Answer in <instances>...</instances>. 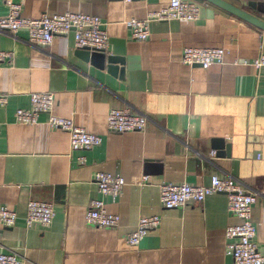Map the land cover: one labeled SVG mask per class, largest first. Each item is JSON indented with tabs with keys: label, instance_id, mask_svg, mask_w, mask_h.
I'll return each mask as SVG.
<instances>
[{
	"label": "crops",
	"instance_id": "crops-1",
	"mask_svg": "<svg viewBox=\"0 0 264 264\" xmlns=\"http://www.w3.org/2000/svg\"><path fill=\"white\" fill-rule=\"evenodd\" d=\"M6 1L20 4L24 18L98 17L108 35L105 54L116 59L117 70L83 62L72 34L42 48L24 31L0 33V51L11 55L0 70V94L8 98L0 108V205L18 215L13 227H0V252L15 253L19 264H232L224 233L239 220L228 212L226 195L173 210L159 202L163 183L204 186L218 176L255 194L252 222L264 256V70L252 66L264 54L263 31L209 2L190 0L201 6L197 21L152 22L149 39L139 42L126 22L144 20L170 0H0V17L7 14ZM222 1L264 21L248 6L264 0ZM186 47L223 48L224 63L208 70L182 65ZM42 92L54 94V115L99 135L101 145L71 151L67 133L50 129L46 115L35 126L16 124L15 111L29 108V95ZM112 109L144 116L145 130L109 132ZM98 172L127 182L147 176L148 184L127 185L115 200L102 198ZM32 200L53 205L49 227L25 226ZM92 200H103L119 217L116 228L85 225ZM154 215L159 227L130 247L126 238L138 220Z\"/></svg>",
	"mask_w": 264,
	"mask_h": 264
},
{
	"label": "built area",
	"instance_id": "built-area-1",
	"mask_svg": "<svg viewBox=\"0 0 264 264\" xmlns=\"http://www.w3.org/2000/svg\"><path fill=\"white\" fill-rule=\"evenodd\" d=\"M123 4L143 0H116ZM7 14L0 17V33L16 34L24 31L28 42L42 48L49 47L54 38L72 34L75 49H89L95 52H106L108 35L102 21L95 16L82 13H64L60 15L43 14L37 19L21 16L22 6L6 1ZM201 6L190 0H170L169 5L159 11L151 12L144 20H128L130 37L134 41L144 42L150 37L149 25L152 22H195L199 19ZM223 48L186 47L182 50L180 63L188 67L199 66L208 70L212 66L224 63ZM11 57L9 53L0 51V70ZM259 72L264 70V54H260L252 63ZM7 96L0 94V108L7 105ZM54 94L52 92L31 93L29 108L17 109L14 113L18 125L35 126L41 115H46L47 126L52 130L67 133L71 151H84L101 145L102 138L87 133L74 124L73 119L53 114ZM147 126V119L127 110L112 109L106 115V128L111 133L142 132ZM215 153H212L214 156ZM80 165L85 159H78ZM97 191L102 198L117 199L125 186L143 187L148 184V177H133L126 181L119 175L98 172L94 175ZM159 202L163 210L181 209L188 205L200 204L212 195L224 194L227 198V209L239 223L226 228L225 254L232 259V264H264V256L259 252L255 242L256 228L252 222V210L256 202L255 194L244 189L243 185L229 178L212 176L209 184L193 186L187 183H163L159 185ZM53 205L41 201H29L26 205L23 221L26 227L39 225L49 227L54 219ZM18 220L15 211L0 205V227L11 228ZM159 216L141 217L136 228L127 238L130 247H136L147 234L160 225ZM84 222L87 227L101 230L114 229L119 224L117 215L108 213L103 200H92L85 213ZM0 264H19L15 253L0 252Z\"/></svg>",
	"mask_w": 264,
	"mask_h": 264
},
{
	"label": "water",
	"instance_id": "water-1",
	"mask_svg": "<svg viewBox=\"0 0 264 264\" xmlns=\"http://www.w3.org/2000/svg\"><path fill=\"white\" fill-rule=\"evenodd\" d=\"M209 2L220 9L230 13L231 15L249 23L250 25L256 27L257 29L264 32V21L251 15L250 13L239 9L231 4H228L222 0H204ZM248 6L256 11L257 13L264 15V3H256V4H248ZM75 55L80 58L83 62H89L92 66L96 68H103L104 64L107 63L108 69L115 74L117 67L114 66L116 64V59L114 57L106 56L105 52H95L89 49H77L75 51ZM199 67V66H198ZM119 71V70H118ZM122 72V70H120ZM219 146H221L222 141L216 142ZM216 145V146H218Z\"/></svg>",
	"mask_w": 264,
	"mask_h": 264
}]
</instances>
